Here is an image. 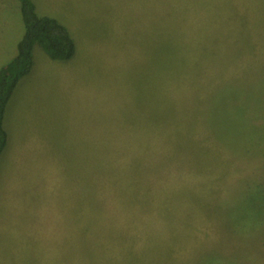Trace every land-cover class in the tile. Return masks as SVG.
<instances>
[{
  "label": "rangeland",
  "instance_id": "1",
  "mask_svg": "<svg viewBox=\"0 0 264 264\" xmlns=\"http://www.w3.org/2000/svg\"><path fill=\"white\" fill-rule=\"evenodd\" d=\"M36 1L75 54L6 105L0 264H264V0Z\"/></svg>",
  "mask_w": 264,
  "mask_h": 264
},
{
  "label": "trees",
  "instance_id": "2",
  "mask_svg": "<svg viewBox=\"0 0 264 264\" xmlns=\"http://www.w3.org/2000/svg\"><path fill=\"white\" fill-rule=\"evenodd\" d=\"M19 2L24 33L17 43L15 56L0 67V153L7 140L3 126L5 107L17 82L31 69L34 45L38 44L55 60L70 59L75 51L74 41L67 28L56 18L39 15L33 0Z\"/></svg>",
  "mask_w": 264,
  "mask_h": 264
},
{
  "label": "crops",
  "instance_id": "3",
  "mask_svg": "<svg viewBox=\"0 0 264 264\" xmlns=\"http://www.w3.org/2000/svg\"><path fill=\"white\" fill-rule=\"evenodd\" d=\"M35 1L36 0H33V2L35 4L36 12L39 15H41V16L42 15H47V16L54 17V18H56L59 21V23L64 25L60 21V19H58L56 17V15H55L56 11H55V14L53 12H51L54 9L50 10L46 6H43V5L39 6L38 2L37 1L35 2ZM58 1H60V0H58ZM2 11H5V12L2 13ZM21 20H22V18H21V14H20V2H19V0H0V36H3V37L0 38V67L3 64H5L6 62H8L11 58H13L15 56V54H16L17 43L21 39V37L23 36V33H24V25H23V22L20 23ZM67 30H68V28H67ZM68 32H69V30H68ZM69 34H70V32H69ZM4 36H7V37H4ZM70 36H71V34H70ZM71 38H72V36H71ZM9 39H10V42H9V45H8L6 42ZM73 41H74V39H73ZM74 44H75V42H74ZM36 46H39V45L36 44L33 47V50H32L33 59H32V66H31L30 71L32 70L33 65L35 64L34 51L37 48ZM74 54H75V51H74ZM74 54H73V56H74ZM71 58L67 59V60H55V59L50 58L51 59L50 62L53 61V62H55L57 64H59V63L56 62V61L70 62ZM26 76L27 75L23 76L20 79L23 80V78H25ZM19 82H20V80L17 82L16 86L19 84ZM6 144L4 146L5 147L4 150H7V147H8V144H9V142L7 140H6Z\"/></svg>",
  "mask_w": 264,
  "mask_h": 264
},
{
  "label": "bare ground",
  "instance_id": "4",
  "mask_svg": "<svg viewBox=\"0 0 264 264\" xmlns=\"http://www.w3.org/2000/svg\"><path fill=\"white\" fill-rule=\"evenodd\" d=\"M18 187V186H17Z\"/></svg>",
  "mask_w": 264,
  "mask_h": 264
}]
</instances>
